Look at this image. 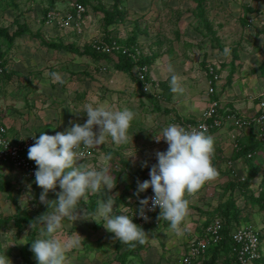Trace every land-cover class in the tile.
Masks as SVG:
<instances>
[{
	"label": "rangeland",
	"instance_id": "rangeland-1",
	"mask_svg": "<svg viewBox=\"0 0 264 264\" xmlns=\"http://www.w3.org/2000/svg\"><path fill=\"white\" fill-rule=\"evenodd\" d=\"M78 3L83 6V11L76 12L77 15L71 12L69 26L61 27L45 16L46 12L52 11L65 15L74 11ZM112 6L113 0H0V29L13 34L19 23L31 31L14 37L12 41L0 38V125L8 132L13 131L15 122L24 124V137L35 135L38 138L41 129L38 124L43 122L51 126L55 134L64 132L71 124L61 119L57 111L60 102L71 108L65 116L67 119L69 115L74 116L76 109V123L81 125L88 118L83 112L84 106L93 101L112 110L129 109L135 114L126 144L117 146L109 137L105 143L92 148L88 157L78 161L92 170L106 167L116 184L108 194L103 186L98 193H89L87 202L82 200L77 209L80 219L73 222L65 218L62 221L57 233L62 240L74 237L76 233L81 239L79 247L66 253L65 264L119 263V254L127 245L120 242L116 248L115 239L109 237L114 233L104 227L105 221L97 215L98 201H103L107 195L115 201L113 212L116 215L132 217L133 223L147 233V242L143 245L137 243L132 248L126 264H180L185 245L193 233L187 231L186 222L193 219L200 222V228L197 226L199 236L201 226L213 217L220 218L217 207L233 199L229 196V185L239 182H242L241 189L235 188L231 192L234 195L232 201L241 212L228 229L229 237L239 225H253L263 248L261 258L253 264H264V201H247V190L245 195L240 193L246 181L244 157L251 159L252 163L259 162L261 166L252 187L258 185L264 176V139H261L264 132L257 135L256 142L249 136L257 131L256 127L243 126L234 130L233 119L229 117L227 123L217 130L230 133L226 139L233 144L236 153L225 156L223 149L219 152V146L214 145L212 165L217 167L218 177L206 182L195 195H186L189 214L180 226V234L163 219L147 225L155 215L150 213L148 221L138 217L135 195L137 180H149L151 166L158 162L155 152L168 148L163 139L159 143L154 140V135H162L164 128L181 118L200 119L214 98L219 102L218 113L229 109L239 118H252L261 113L264 107V0H119L118 8L123 17L106 24L103 11L111 10ZM133 33H136L135 53L139 57H152V64L157 62V65L148 66V72L149 68L157 69L156 74L147 73L148 79L138 78V65L125 71L115 66L119 63V49L129 48L126 42ZM46 43H55L58 47H48ZM100 43L107 45L109 50L99 52L106 55L95 58L92 53ZM69 46L77 52L68 50ZM225 48L229 49L227 55ZM252 64L259 67L253 66L255 70L250 73L247 66ZM210 66L218 75L212 84ZM52 73H57L63 83L53 82ZM250 74L259 83L257 88H252L253 94L247 92V85L243 91L231 89L226 98L233 99V93H242L240 102L247 107H251L252 102L256 108L253 107L248 114L233 111L228 106H231V100L222 99L221 102L219 98L226 94L231 80L237 79L238 83L246 85ZM173 76L182 91L172 90ZM47 81L52 82L51 90L43 88L42 83L48 85ZM251 84L249 82V86ZM35 85H40L39 90H34ZM232 133L237 137H232ZM251 148L254 151L252 158L248 155ZM109 155L111 159H104ZM144 162L147 167H142ZM237 163L241 167L236 166ZM0 179L7 181L11 189V195L0 190L1 217L14 216L18 208L31 215L37 210H55L56 193L61 191L58 185L47 195L48 201L52 202L48 207L40 202L43 190L35 183V177H29L12 165L0 163ZM146 191L153 190L150 187ZM254 193L258 195L256 190ZM92 194L101 196L95 211L88 206ZM146 225L148 227L144 228ZM41 227L43 225L38 224L36 239L42 238ZM30 231V225L22 224L19 228L13 219L0 226V256L5 255L8 264H21L19 249ZM33 259L38 264L34 254Z\"/></svg>",
	"mask_w": 264,
	"mask_h": 264
},
{
	"label": "clouds",
	"instance_id": "clouds-1",
	"mask_svg": "<svg viewBox=\"0 0 264 264\" xmlns=\"http://www.w3.org/2000/svg\"><path fill=\"white\" fill-rule=\"evenodd\" d=\"M225 55L229 49L225 48ZM53 82L63 83L57 73H52ZM172 90L182 91L177 86V78L172 77ZM87 115L86 122L81 125L72 123L64 132L55 135L41 133L35 138V143L28 148V159L35 162V183L43 191L40 202L51 206L47 195L55 191L57 185L61 189L56 193L58 199L53 212H47L37 217L30 224L33 229L34 222L43 225L40 228V237L31 244L30 251L34 253L38 264H65L66 253L81 245L80 236L62 240L58 230L62 221H77L80 215L77 209L81 201L88 200L89 193H98L103 186L107 194L115 187L113 177L108 174L107 168L92 170L78 164L86 157L87 150L106 142L107 138L119 146L129 140L128 130L134 119V113L129 109L112 110L104 104L95 101L84 106ZM94 128H97L94 131ZM164 140L168 148L166 151L155 152L157 163L151 166L150 179L140 182L137 180V192H144L150 187L154 195L140 199L137 215L145 221L149 220L146 211L160 209L158 220H165L170 228L180 234L181 224L189 214V200L186 195H195L202 186L218 175L212 165L214 153V139L207 134L203 124L199 128L185 129L179 125H169L164 128L162 135H154V140L159 143ZM104 159H111L106 156ZM147 167V162L142 164ZM114 200L107 195L103 201H98L97 215L105 221L104 227L114 233V239L121 243L136 247L139 243L147 242V233L142 227L133 223L132 217L126 214L116 215L113 212ZM149 202H151L149 204ZM96 221V220H95ZM7 257L0 256V264H8Z\"/></svg>",
	"mask_w": 264,
	"mask_h": 264
},
{
	"label": "built area",
	"instance_id": "built-area-1",
	"mask_svg": "<svg viewBox=\"0 0 264 264\" xmlns=\"http://www.w3.org/2000/svg\"><path fill=\"white\" fill-rule=\"evenodd\" d=\"M76 9L69 11L65 15H59L57 12L52 11L47 14L48 19L55 21L61 27H66L70 25L72 13L82 12L83 6L81 4H76ZM100 51L106 52L109 50L107 45L100 43L96 47ZM123 54L132 55L138 59V54L133 52L129 48H120ZM209 72L212 75L210 82H212L218 77L214 73L213 67H209ZM148 73V66L138 67V78H146ZM219 102L217 99H212L209 101L206 109L204 110L202 117L200 119H195L192 121L180 120L176 121L175 125L184 127L185 129H190L192 127L199 128V125L203 124L208 132L213 129H219L227 123V118L232 117V125L235 127L234 130L240 129V127L254 126L258 134L262 135L264 128L262 127L264 120V107L261 109V113L256 117L252 118H239L230 113L229 109H223L221 113H218ZM231 119V118H230ZM236 134L232 135L235 137ZM35 136H28L22 139H11L7 135V129L3 125H0V162H6L11 164L14 168L24 172L29 177H35V171L37 166L34 161L28 159V148L35 143ZM91 149L87 150L86 157L91 154ZM153 191H144L136 199L137 210L140 207L139 200L145 199L153 196ZM151 202H149L150 204ZM159 210V207L155 209ZM154 211H146L148 216ZM138 217H140L138 215ZM141 218V217H140ZM143 219V218H141ZM221 226L222 222L220 218L215 217L212 219L204 228L202 236H193L187 245V251L179 260L180 264H203L204 260L207 258V248L211 244H215L221 240ZM232 241V253L235 256L234 262L236 264H252L256 259L260 258L262 255V245L258 237V231L253 225L249 223L239 225L230 235Z\"/></svg>",
	"mask_w": 264,
	"mask_h": 264
},
{
	"label": "trees",
	"instance_id": "trees-1",
	"mask_svg": "<svg viewBox=\"0 0 264 264\" xmlns=\"http://www.w3.org/2000/svg\"><path fill=\"white\" fill-rule=\"evenodd\" d=\"M118 4H119V0H113V6L111 10H104L103 14H104V19L106 24H110L112 22H115L116 20L120 19L123 17L122 15V11L121 9L118 8ZM49 11V10H48ZM45 16L47 17V12L45 13ZM24 33H31V31L28 29L27 26H23L19 23L16 24V29L14 31L13 34H9L8 31L6 29H0V38H5L8 41H12L14 39V37L17 36H21ZM35 35H37V33H34ZM136 40V33H133L130 38H128L126 44L129 45V49L133 52V47H134V42ZM46 45L48 47H58L57 44L55 43H46ZM59 48L60 45H59ZM70 49L68 50H72L73 52H77V49L72 48L71 46H69ZM84 52H87V50H84ZM99 52H102L100 50L94 49L92 56L95 58H100L105 56L106 54H101ZM103 53V52H102ZM0 58H1V51H0ZM119 63L116 64L115 66L122 70H130L133 66L138 65V67H142L144 66H149L150 63L152 62V57L149 56H144V57H139L138 55V59H136L135 57H133L132 55H127V54H123L121 51H119ZM146 79H148V76H146ZM231 76L229 75L228 77V82L230 81ZM213 83V82H212ZM215 99V98H214ZM183 120H187V121H194L195 119H183ZM217 129H213L211 130V132H214ZM211 132H208L207 134L210 135ZM255 133V134H254ZM256 134H258L257 131L250 133V139L253 142H256V140H258L256 137ZM237 137V136H236ZM260 137V136H259ZM237 140H239V138H237ZM254 148H256L255 143L253 144ZM253 148V149H254ZM252 148L250 149L249 152V156L250 158H252ZM254 152V151H253ZM241 153H243L241 151ZM239 155H243L240 154ZM245 156V155H243ZM246 160V165H247V169H246V181L244 182L245 184L243 185L244 188H242V190H240L241 195H245V198L247 201H264V176L262 177V179H260V182L258 183V185L256 184L255 187H253L252 189H250L251 184L253 182L254 177L258 174L261 166L259 162L256 163H252L251 159L244 157ZM3 164H9L6 162H0ZM11 165V164H9ZM242 183V182H241ZM236 183V184H230V188H229V196H231L234 201V195L231 192L233 189L238 188L241 189V184ZM0 190L7 192L8 195H11V189H10V184L7 181H4L2 179H0ZM247 190L248 193H245V191ZM255 190L258 192V195H255ZM127 191L124 192V195L126 194ZM245 193V194H244ZM142 194V193H141ZM140 194V195H141ZM124 195L120 196L123 197ZM139 195V196H140ZM100 195L97 194H92L90 195V200L88 203V206L90 207V210L95 211L96 210V205H97V200L100 198ZM138 198V197H137ZM228 200V199H227ZM232 200H228L225 203L220 204L217 207V216H220V220L222 222V226H221V240L218 241L215 244H211L210 246H208L207 248V255L209 254V258H206L203 262V264H212L216 258L219 257L220 252H224L226 254L230 253V256H226L223 264H230L231 262H233V264H236L234 262L235 260V256L232 253V241H231V237H229V233H228V229L230 227V225L232 224V221L236 220V218L238 217V214L241 212V209L237 207L236 203L233 202ZM244 206V205H243ZM242 206V207H243ZM190 207V206H189ZM17 213L14 216H7V217H1L0 216V226H4L6 223H8L11 219H13L14 224L21 228L22 224L25 225H30L33 221L36 220L37 217L41 216L44 213H47L45 209L43 210H37L35 215H31L29 212H25V211H21L19 208L17 209ZM160 213V209L154 211L152 214L155 215V219H152L147 225H149L150 223H153L154 221L157 222L158 220V216ZM215 217L211 218L214 219ZM219 218V217H218ZM210 220V221H211ZM208 221L205 225L201 226V233L199 236L203 235L204 232V228L205 226L210 222ZM36 224V227L32 229V231L28 232L26 238H25V242L24 244L20 247L19 249V256H20V260H21V264H35V260L33 259V252L30 251L31 249V244L34 240H36V229L38 228V224L39 222H34ZM145 226L144 228H147L148 226ZM200 228V226L198 227ZM109 234V233H108ZM110 238H114L113 234H109ZM258 237L259 240L260 236L258 233ZM120 245V241L118 239H115V246L116 248H119ZM132 253V247H130L129 245H127L125 247V249L119 254V263L118 264H126V259L129 256V254ZM262 256V255H261ZM230 257V258H229ZM261 258V257H260ZM258 258V259H260ZM258 259H256L253 263H255ZM252 263V264H253Z\"/></svg>",
	"mask_w": 264,
	"mask_h": 264
},
{
	"label": "crops",
	"instance_id": "crops-1",
	"mask_svg": "<svg viewBox=\"0 0 264 264\" xmlns=\"http://www.w3.org/2000/svg\"><path fill=\"white\" fill-rule=\"evenodd\" d=\"M156 60V59H155ZM155 62V61H154ZM150 65L152 66V65H157V62H155L154 64H152V62L150 63ZM252 66V67H251ZM251 66H247V71H249L250 73H252L254 70L252 69L253 68V66L255 67H259V65H255V64H252ZM154 72V74H156V71H157V69H155V68H149V72ZM148 72V73H149ZM252 74H250V76L249 77H247L246 78V85H243V84H241V83H238L237 82V79H233V80H231V84L229 83V87L227 88V91H226V94L223 96L222 95V97L223 98H219V100L221 101V102H223V100H227V101H230L232 104H231V106L230 105H228L229 106V108H231L233 111L234 110H236L237 112H241V113H243V114H248V112L250 111V110H252L253 109V107L254 108H256V106H254L253 105V103L251 102L250 103V106L251 107H247L245 104H243L242 102H240V99H241V96H242V93H240V95H236V94H234L233 93V99H230V97L228 96L227 98H226V96H227V94H228V92H231V89H234V88H238L239 90H241V91H243V88H244V86H247L248 85V87H247V92L248 93H251V94H253V87H255V88H257L258 87V84H257V80H254L252 77ZM48 82V85H46V83L44 84V83H42V85H43V88H48L49 90H51V87H52V82L51 81H47ZM71 83H72V81H70ZM249 82H252V84L249 86ZM151 85H152V82H149ZM253 84H255V85H253ZM40 85H35L34 86V90H39V87ZM39 87V88H38ZM45 90V89H44ZM43 90V91H44ZM229 90V91H228ZM45 93H46V91H45ZM263 93H264V90H263ZM223 99V100H222ZM245 101H246V98H245ZM60 102V101H59ZM226 102V101H225ZM61 103V105L57 108V111L59 112V114L61 115V119L63 120V121H69V123H70V121L72 122V123H76L77 121V111H76V109H75V112H74V116H70L69 115V117L70 118H66L65 116H68L67 115V111H70L71 110V108L69 109V107H68V105H67V103L65 104V102H60ZM242 103V104H241ZM71 112V111H70ZM58 115V114H57ZM56 115V116H57ZM42 119H43V117H41ZM57 118V117H56ZM60 118V117H59ZM57 120H60V119H56L55 121H57ZM179 120H183L182 118L181 119H179ZM66 123V122H65ZM14 126H15V128L13 129L12 128V132H8V130H7V135H9L8 137L9 138H11V139H14V140H16V139H21L22 137H24L25 136V134H26V131H25V127H24V124L23 123H20V124H18L17 125V123L15 122V124H14ZM38 126L40 127L41 126V129L40 130H38L39 131V133L41 134V133H46V134H48V135H54L55 133L54 132H52V127L51 126H46V123L45 122H43V123H39L38 124ZM37 128V127H36ZM55 129V128H54ZM218 130V129H217ZM217 130H215L214 132H211V136L213 137V139H214V145L217 147V145L219 146V152H220V150H221V148L223 149V154L225 155V156H227V155H232V154H234L235 155V153L236 152H234V148H233V144L232 143H230V141H229V139L227 140L226 138H227V136H228V133L229 132H225V131H223V130H221V131H219V132H217ZM231 132H233V131H231ZM29 133H27V135H28ZM230 134V133H229ZM232 135H233V133H232ZM231 135V136H232ZM258 134H256V137H258L257 136ZM262 135H263V133H262ZM35 136V135H34ZM36 137V136H35ZM239 138V137H238ZM240 139V138H239ZM261 139L263 140L264 138L263 137H261ZM219 142V143H218ZM235 146H237L236 144H235ZM228 147H229V149H228ZM234 152V153H233ZM235 162H236V160H234L233 162H232V166L234 167L235 166ZM236 166H239V167H241V165H240V163H237L236 164ZM215 169L216 170H218L217 169V167H215ZM247 169V165H245V170ZM236 171H237V167H236ZM259 173V172H258ZM258 175V174H257ZM256 175V176H257ZM256 176L254 177V178H256ZM217 177H218V175H217ZM254 180V179H253ZM254 182V181H253ZM256 184V183H255ZM254 184V185H255ZM251 188H253L252 187V184H251V186H250ZM199 224H200V222H198V220L197 219H193V220H191V222H186V229H187V231H189L190 232V230L191 231H193V233H195L196 235H193V233L192 234H190L192 237L193 236H198V233H197V226H199ZM184 226H185V224H184ZM189 240H190V238L188 239V241H187V243H186V245H185V252L187 251V245H188V242H189ZM209 254L207 255V258H209ZM226 256H230V253H228V254H226V253H224V252H220V255H219V257L218 258H216L215 259V261L212 263V264H223V261H224V259H225V257ZM230 258V257H229ZM230 264H233V262H231Z\"/></svg>",
	"mask_w": 264,
	"mask_h": 264
}]
</instances>
